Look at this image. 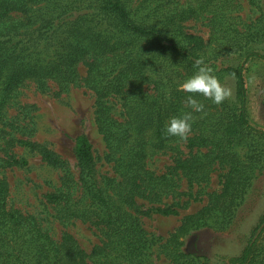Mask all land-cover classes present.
Masks as SVG:
<instances>
[{"label":"trees","instance_id":"trees-1","mask_svg":"<svg viewBox=\"0 0 264 264\" xmlns=\"http://www.w3.org/2000/svg\"><path fill=\"white\" fill-rule=\"evenodd\" d=\"M238 6L236 0H0V140L6 165H27L14 151L24 148L62 166L55 153L33 140L34 106L22 107L21 120L10 115V105L27 82L44 91L55 83L58 95L81 83L96 97L98 130L115 170L100 184L92 144L86 135H79L74 154L85 185L83 197L75 196L70 183L46 195L63 223L80 219L97 226L102 240L90 254L72 235L55 241L34 216L12 208L9 182L1 177L0 264H89L90 260L91 264H152L146 253L150 241L135 216L178 215L181 204L165 201L181 194L182 178L190 186L202 185L218 169H227L222 191L211 194L199 211L186 215L169 240V245L174 244V264L188 263L181 238L211 226L218 213L232 211L253 179L250 165L236 150L239 136L260 145L264 154V129L254 127L248 116L245 76L250 60H264V51L252 46L260 41V31L240 30L239 23L234 24ZM200 18L210 21L208 42L186 25ZM27 33L37 36L24 45L10 44ZM46 34L50 36L43 44L33 43ZM239 37L240 41L231 42ZM228 47L229 53L235 49L243 55L238 66L219 63ZM201 57L219 79H234L230 101L215 104L181 89ZM168 61L170 66L165 64ZM80 64L86 67L84 77ZM189 95L204 105L202 111L191 109ZM117 96L123 99L122 119L106 102ZM189 111L193 119L187 138L168 135L169 119ZM184 143L187 155L182 151ZM159 154H171L173 166L167 173L149 167ZM227 264H264V214L241 255Z\"/></svg>","mask_w":264,"mask_h":264},{"label":"rangeland","instance_id":"rangeland-1","mask_svg":"<svg viewBox=\"0 0 264 264\" xmlns=\"http://www.w3.org/2000/svg\"><path fill=\"white\" fill-rule=\"evenodd\" d=\"M238 7L234 14L239 18L238 28L247 31H260V41L252 46L264 50V0H236ZM87 6V4H84ZM263 13V15H262ZM209 19L200 18L186 23L189 32L198 34L208 42L211 35ZM37 34L27 33L11 39V45H24L29 37ZM46 35L38 36L35 44H43ZM226 44L228 40L225 38ZM241 37L231 40L238 42ZM244 44V42H243ZM238 47V45H236ZM230 47L224 51L219 59L224 66H238L244 57L234 50L229 53ZM167 66L171 65L168 61ZM184 70V69H183ZM81 77L86 74V67L79 65ZM248 87V116L251 124L264 129V60L254 58L247 64L245 72ZM232 89L230 101L234 95L235 83L231 76L220 79ZM48 90L39 89L33 82H27L19 91L17 98L10 105V115L22 120V107L34 106L31 113L36 133L33 140L44 145L55 153L62 161V166H53L42 156L29 149L15 148V153L27 160L22 167L7 166L4 142L0 140V178L6 177L10 187L9 204L26 215H32L40 227L55 241H61L65 234L72 235L87 252L91 253L96 245L101 244L102 235L91 221L80 219L63 223L57 217L52 205L46 201V195L57 189H64L66 183L74 188L75 196L84 195L85 185L82 182V171L77 163L74 147L75 139L79 135H86L93 147L96 161V179L102 184L108 176H114L113 164L107 159V146L103 135L98 130L96 97L92 91L79 83L67 92L57 94V86L50 83ZM112 108L113 114L122 119L123 99L119 96L106 100ZM250 139L239 136L237 152L240 158L251 167L254 174L250 184L245 187L242 200L232 211H222L213 216L211 226L191 231L181 238V250L186 253L187 264H227L233 258L241 255L248 244L252 232L264 214V154L260 145L250 143ZM182 145L185 155L189 150ZM259 148V149H258ZM173 166L171 154L154 156L149 161V167L158 174L167 173ZM227 169H218L211 175L209 183L190 186L186 179L179 182V192L175 198L169 196L165 202H179L178 215L151 214L150 216H135L136 222L145 231L150 241V248L146 250L152 264H174V244L169 245L171 236L182 224L183 218L193 214L206 206L213 193H220L223 188L224 175ZM70 177L72 181L66 178ZM188 202V205H183ZM140 259V258H138ZM92 261H89L91 264ZM122 264H130L122 262ZM133 264H142L134 261ZM147 264V263H143Z\"/></svg>","mask_w":264,"mask_h":264},{"label":"clouds","instance_id":"clouds-1","mask_svg":"<svg viewBox=\"0 0 264 264\" xmlns=\"http://www.w3.org/2000/svg\"><path fill=\"white\" fill-rule=\"evenodd\" d=\"M195 65V72L180 85L183 91L189 94H201L215 104H221L232 95V89L213 74V69L204 62L203 57L198 58ZM187 103L194 112H200L204 108V105L193 95L187 97ZM193 111L171 117L165 126L166 133L170 136L187 138L192 128Z\"/></svg>","mask_w":264,"mask_h":264}]
</instances>
